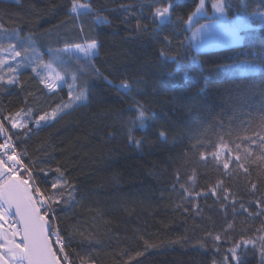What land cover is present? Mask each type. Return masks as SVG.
Here are the masks:
<instances>
[{
	"label": "trees",
	"instance_id": "trees-1",
	"mask_svg": "<svg viewBox=\"0 0 264 264\" xmlns=\"http://www.w3.org/2000/svg\"><path fill=\"white\" fill-rule=\"evenodd\" d=\"M217 1L228 19L264 20V0H207L210 16ZM76 2L93 11L70 13L72 0H0V52H20L0 65V122L17 151L27 152L21 158L41 190L58 200L55 224L70 258L224 264L226 257L236 264L229 250L240 244V264H264V22L240 45L196 52L186 23L199 0ZM169 4L158 26L154 10ZM97 16L107 23H96ZM13 31L19 38L7 37ZM93 40L91 60L64 51ZM46 65L65 84L46 88ZM122 83L129 92L117 87ZM81 91L86 100L63 107ZM58 106L54 120L35 126ZM29 108L24 135L9 119ZM141 109L144 128L129 123ZM45 172L62 174L57 188L45 183Z\"/></svg>",
	"mask_w": 264,
	"mask_h": 264
},
{
	"label": "snow or ice",
	"instance_id": "snow-or-ice-1",
	"mask_svg": "<svg viewBox=\"0 0 264 264\" xmlns=\"http://www.w3.org/2000/svg\"><path fill=\"white\" fill-rule=\"evenodd\" d=\"M171 4L166 7H156L153 13L155 22L161 18L170 15ZM93 9L86 5H81L72 0L70 13L81 15L92 12ZM96 23H107L106 18L97 16ZM159 26V24L157 23ZM9 39L19 38V33L16 31L7 33ZM31 41V38H28ZM14 49V45H11ZM97 43L93 40L83 46L77 45L75 51L81 53L86 59L91 60L97 54ZM64 51H67L65 49ZM19 51H13V57H19ZM165 58V57H164ZM5 63L0 60V65ZM9 71H12L9 68ZM3 77H0V81ZM41 82H44L43 80ZM7 85L12 86L16 83L15 79L7 80ZM111 83V81H109ZM45 87L52 89V84H45ZM125 93L130 91V85H117ZM86 94L81 91L74 97L70 98L69 104L64 105V108L70 107L74 101L86 100ZM62 109L58 106L51 113L44 112L39 115L34 124L36 127H41L47 124L48 121L54 120ZM33 115L31 108L25 112L23 109L17 111L14 117L9 119L11 127L14 129H24V135L30 132L28 119ZM27 117V118H25ZM146 113L144 110H139V115L135 121H129L130 124H138L139 127H145ZM132 128H129L131 135ZM0 133H3L4 142L0 143V264H75V259H71L68 252L65 251L66 241L62 237L60 229L55 224V211L53 205L58 203L50 196H46L41 190V185L37 184L36 178L33 176V169L26 164L21 158V155H27V152L20 153L17 151L13 143L12 137L8 134V129L0 122ZM163 135V134H161ZM261 151L264 152V140L261 141ZM244 159L247 160L251 155L249 149H245ZM237 161L241 160L240 156H236ZM264 162V157L260 158ZM255 162V161H253ZM223 167L227 169L228 163L225 162ZM243 167V165H239ZM59 172V169H55ZM247 173L248 169H244ZM21 173H24L23 175ZM45 183L55 189L60 185L63 176L53 178L48 172L44 173ZM67 183L66 180L63 181ZM183 187V186H182ZM257 185L251 184V189L255 190ZM225 191H227L225 189ZM212 195L216 194V189H211ZM190 195V193H189ZM199 195V193L197 194ZM259 205L260 201H256ZM243 207V205H241ZM245 211H247L245 209ZM52 214L51 219L49 214ZM229 229L233 227L231 223L227 225ZM214 239L219 240L216 236ZM264 242V237H261ZM244 244L253 243V241H242ZM240 247L237 244L230 249V253L236 260V264H240L236 256V249ZM264 254V253H262ZM76 259H79V254H75ZM80 264H86L84 260ZM224 264H227L225 257Z\"/></svg>",
	"mask_w": 264,
	"mask_h": 264
},
{
	"label": "rangeland",
	"instance_id": "rangeland-1",
	"mask_svg": "<svg viewBox=\"0 0 264 264\" xmlns=\"http://www.w3.org/2000/svg\"><path fill=\"white\" fill-rule=\"evenodd\" d=\"M7 1L17 2L18 0ZM206 4L207 0H199L195 11L186 23L188 41L192 44L196 52L224 49L240 45L243 42L242 39L244 38L245 32L260 26L264 22L263 18L258 15L253 16L252 18L228 19L225 15L221 1L210 4V16L206 10ZM163 20L164 17L160 19V21ZM74 49L75 48L67 49L65 53L84 58L81 53L76 52ZM9 52L10 51L0 52V60L8 59L7 61L9 62L15 61V58L11 54L8 58ZM44 68V74H42L44 85L46 83L52 84L53 88L51 90H55L65 84L62 75L54 68L49 65L44 66ZM70 89H72V87ZM72 94L74 93H71V97H74L75 94ZM23 174L24 173H22V175Z\"/></svg>",
	"mask_w": 264,
	"mask_h": 264
},
{
	"label": "built area",
	"instance_id": "built-area-1",
	"mask_svg": "<svg viewBox=\"0 0 264 264\" xmlns=\"http://www.w3.org/2000/svg\"><path fill=\"white\" fill-rule=\"evenodd\" d=\"M2 142H4V136H3V138H2V141H1V143H2ZM21 174H22V173H21Z\"/></svg>",
	"mask_w": 264,
	"mask_h": 264
}]
</instances>
